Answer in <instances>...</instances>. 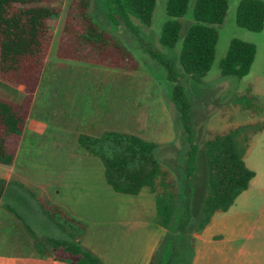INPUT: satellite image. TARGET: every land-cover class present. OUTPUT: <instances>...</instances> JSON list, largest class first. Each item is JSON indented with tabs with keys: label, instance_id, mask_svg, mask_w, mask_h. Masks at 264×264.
<instances>
[{
	"label": "rangeland",
	"instance_id": "obj_1",
	"mask_svg": "<svg viewBox=\"0 0 264 264\" xmlns=\"http://www.w3.org/2000/svg\"><path fill=\"white\" fill-rule=\"evenodd\" d=\"M72 1L58 0L53 3L59 8V14L49 20L51 43L39 86L34 93L15 159L10 165L0 164V189L9 181L20 182L45 203L64 204V209L69 208L75 216L88 222L89 231L102 221L108 224L106 221L128 216L146 220L151 226L153 224V229L160 230L152 221L155 215L154 196L149 189L143 188L135 196L113 192L104 182L100 160L81 148L76 138L79 133L96 135L105 130H116L151 140L157 145L155 156L167 170V178L181 186V165L186 144L170 101L172 83L166 79L163 66L144 50L148 46L159 47L158 37L168 18L165 9L167 0H156L151 24L142 27L138 36L107 20L103 0H90L89 13L93 19L131 52L137 62L133 71L56 56L61 29ZM194 1L189 0L186 13L178 18L181 28L177 46L194 22ZM239 1L229 0L223 21L216 25L218 39L215 56L202 82L196 84L183 80L199 147L192 180L190 227L199 216L207 186L204 142L215 133L262 123L263 127L248 142L243 160L255 168L257 179L264 182V24L259 31L238 26L235 14ZM234 37L253 43L255 57L245 76L222 77L219 63ZM23 94L21 86L0 80V96L18 101ZM248 101L250 107L245 108ZM252 194L246 197L248 207L243 213L246 219L244 226L249 228L254 224L260 225L256 221L264 216V191L254 190ZM178 213L169 229L185 240L184 234L175 230ZM224 213H215L204 236L207 239L212 232L221 235V241L213 242L211 246L225 249L231 261L236 248L244 240L237 235L238 229L235 228L237 224H242ZM40 223L36 221L31 225L35 234H59L50 223H44L46 231L41 233L43 225ZM198 246H201L200 241ZM57 254L68 257L62 252ZM190 255L191 250L185 244L180 248V259L176 264H192ZM163 260H156L154 264H162Z\"/></svg>",
	"mask_w": 264,
	"mask_h": 264
},
{
	"label": "trees",
	"instance_id": "obj_2",
	"mask_svg": "<svg viewBox=\"0 0 264 264\" xmlns=\"http://www.w3.org/2000/svg\"><path fill=\"white\" fill-rule=\"evenodd\" d=\"M58 0H0V80L21 86L23 96L13 101L0 96V164L10 165L29 116L34 93L39 86L44 61L51 43L49 20L58 16ZM229 0H195L194 22L181 43L179 17L188 8L189 0H167L166 15L159 47L144 50L163 66L166 79L172 83L170 101L186 144L181 165L183 179L178 187L168 179V172L155 156L156 143L137 134L106 130L99 135L80 133L77 144L97 157L103 167V177L111 190L118 194L138 195L148 188L154 195L155 221L162 228H170L178 213L176 231L185 232L192 219V180L196 171L198 143L192 123L191 103L183 80L200 84L209 71L215 56L218 39L216 25L227 12ZM156 0H103L107 20L122 25L128 32L139 35L142 27H149ZM90 0H73L68 7L56 56L133 71L137 62L124 44L101 27L89 13ZM238 26L259 31L264 24L262 0H240L235 14ZM255 45L240 38L229 41L227 51L219 63L222 77L245 76L255 57ZM250 102H245V108ZM263 127L262 123L241 125L215 133L204 142L207 167V186L199 216L193 230L199 233L216 212L226 211L244 191L254 176L243 155L249 137ZM3 207L20 219L33 238L37 252L63 260L68 255L73 264H106L85 248L80 239L86 225L70 216L64 209L43 202L17 181H9L2 198ZM36 208V209H35ZM41 221L55 227L59 234H35L32 224ZM178 255L172 245L162 264H173ZM149 264H154L151 260Z\"/></svg>",
	"mask_w": 264,
	"mask_h": 264
},
{
	"label": "crops",
	"instance_id": "obj_3",
	"mask_svg": "<svg viewBox=\"0 0 264 264\" xmlns=\"http://www.w3.org/2000/svg\"><path fill=\"white\" fill-rule=\"evenodd\" d=\"M256 133L249 137L248 142ZM246 166L254 171V176L249 181L248 187L224 211V214H230V217L236 218L237 223L242 224H237L235 228L238 229L237 235L244 240L241 241V246L236 248L231 261L225 249L211 246V243L221 241V235L212 232L209 233L207 239L204 236L215 214L201 232L196 233L193 230V226H191L183 232V236L186 239L181 240L180 236L174 235L169 228H162L157 225L155 215L152 221L161 228V231L153 229V224L151 226L148 221L132 216L111 219L106 221L108 224L102 221L101 224L96 225L89 231L88 222L75 216L74 212H71L69 208L65 207L64 209V206H62L64 204L59 202L51 204L61 207L70 216L86 225V230L80 239L81 244L106 264H149L151 260H154V262L156 260L161 261L165 252L169 248L171 249L172 245H175L178 250V255L173 262V264H176L180 259V248L184 247L185 244L191 250L189 257L192 260V264H264V216L256 221L260 225L254 224L249 228L247 225H245L246 227L244 226L246 219L245 214H243L248 207L246 197L252 196V191L254 190L264 191V182L257 179V173L253 166H248V164ZM6 184L0 189V264H73L68 257L59 260L54 256H44L37 252L33 238L27 232L23 222L2 205ZM49 199L51 200V198ZM197 241L201 242V246L196 247ZM165 248L166 250L164 251ZM212 255L215 256L213 257Z\"/></svg>",
	"mask_w": 264,
	"mask_h": 264
}]
</instances>
